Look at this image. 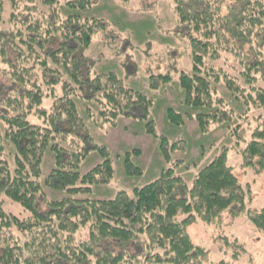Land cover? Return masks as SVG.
Wrapping results in <instances>:
<instances>
[{"label":"trees","instance_id":"trees-1","mask_svg":"<svg viewBox=\"0 0 264 264\" xmlns=\"http://www.w3.org/2000/svg\"><path fill=\"white\" fill-rule=\"evenodd\" d=\"M97 1L0 0V263L200 264L206 250L189 226L220 220L243 199L227 147L190 186L169 168L132 191L92 195L112 180L117 156L97 142L100 120L111 127L146 99L113 67L118 54H88L107 28L105 8L89 13ZM172 2L191 67L175 62L150 78L180 76L187 101L242 137L240 120L264 109V0ZM242 152L243 165L264 172V120ZM250 215L264 232V209Z\"/></svg>","mask_w":264,"mask_h":264},{"label":"rangeland","instance_id":"rangeland-1","mask_svg":"<svg viewBox=\"0 0 264 264\" xmlns=\"http://www.w3.org/2000/svg\"><path fill=\"white\" fill-rule=\"evenodd\" d=\"M103 8L107 28L103 37L96 36L88 54H118L117 59L112 58L113 67L127 86L142 92L146 99L138 103L142 108L135 107L130 114L120 113L111 127L112 119L100 120L101 126L95 130L99 135L97 142H106L111 154L117 156L112 180L100 184L102 188L94 187L92 195L109 197L110 189L113 194L122 189L132 191L169 168L182 175L190 186L200 168L227 147V162L242 185L243 199L231 206L222 219L195 223L188 229L195 242L206 250L200 264H264V232L257 229L250 215L264 209V172L257 173L243 165L242 152L254 126L264 120V109L258 119L251 111L240 120L244 131L238 137L232 133L234 124L211 123L207 109L187 101V93L179 84L180 76H171L168 83H161L157 76L150 78L152 71H172L175 62L191 67L190 49L180 37H174L177 19L172 0H100L89 13L100 16ZM170 36L174 43L167 41ZM153 82L158 85L153 86ZM217 93L228 94L229 88L220 85ZM202 119L208 130L201 128ZM241 127L237 126L240 132ZM82 170L86 172L89 167ZM17 205L13 210L26 216Z\"/></svg>","mask_w":264,"mask_h":264}]
</instances>
